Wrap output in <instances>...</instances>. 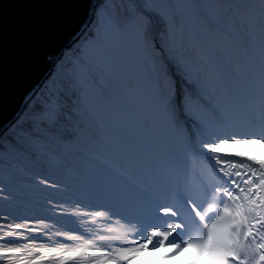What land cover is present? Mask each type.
I'll use <instances>...</instances> for the list:
<instances>
[{
  "label": "snow or ice",
  "instance_id": "obj_1",
  "mask_svg": "<svg viewBox=\"0 0 264 264\" xmlns=\"http://www.w3.org/2000/svg\"><path fill=\"white\" fill-rule=\"evenodd\" d=\"M42 66L0 124V264H264V0L0 4V108Z\"/></svg>",
  "mask_w": 264,
  "mask_h": 264
},
{
  "label": "water",
  "instance_id": "obj_2",
  "mask_svg": "<svg viewBox=\"0 0 264 264\" xmlns=\"http://www.w3.org/2000/svg\"><path fill=\"white\" fill-rule=\"evenodd\" d=\"M14 2V0H0V4H8ZM80 3H86L87 0H78ZM85 17L83 12L80 13L76 23L78 24L81 20H84ZM75 26V25H74ZM43 66L42 71L37 72L30 76L25 82L14 88L6 97L4 101L3 108H0V124L5 123L10 119L17 111L23 109V105L26 102L25 93L30 94L31 91H35L42 84V75H43Z\"/></svg>",
  "mask_w": 264,
  "mask_h": 264
},
{
  "label": "bare ground",
  "instance_id": "obj_3",
  "mask_svg": "<svg viewBox=\"0 0 264 264\" xmlns=\"http://www.w3.org/2000/svg\"><path fill=\"white\" fill-rule=\"evenodd\" d=\"M166 253L162 254L160 251H150L148 254H147V257H152L151 260L153 262H156L158 264H162L163 260L165 259ZM190 254L188 253H185L183 255L180 256L181 260L182 261H185L187 263V261L190 259ZM162 259V260H161ZM167 260H169L171 262V257L168 258Z\"/></svg>",
  "mask_w": 264,
  "mask_h": 264
}]
</instances>
